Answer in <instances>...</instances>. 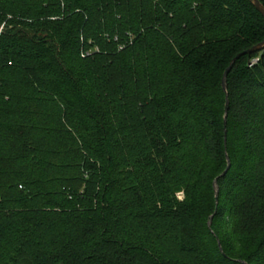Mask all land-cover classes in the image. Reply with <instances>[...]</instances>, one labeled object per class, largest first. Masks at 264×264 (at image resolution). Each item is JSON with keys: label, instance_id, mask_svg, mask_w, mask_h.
<instances>
[{"label": "trees", "instance_id": "16d2710c", "mask_svg": "<svg viewBox=\"0 0 264 264\" xmlns=\"http://www.w3.org/2000/svg\"><path fill=\"white\" fill-rule=\"evenodd\" d=\"M262 41L252 0H0V264H264V49L222 83Z\"/></svg>", "mask_w": 264, "mask_h": 264}, {"label": "rangeland", "instance_id": "374dc122", "mask_svg": "<svg viewBox=\"0 0 264 264\" xmlns=\"http://www.w3.org/2000/svg\"><path fill=\"white\" fill-rule=\"evenodd\" d=\"M94 48H98V47H94ZM90 51L92 52V50H90ZM127 74H129L128 71L123 70L122 68L118 69V71H116V76H117L116 79L119 80V78L121 76H123V75L127 76ZM9 89L13 90L14 93L17 94V95L20 94V88H18L17 86L16 87H10ZM23 106H25V104L24 105L20 104V107H23ZM28 107H29V109L31 108L32 110L38 111L37 108L39 107V105H37L36 103H33V104H31V106L29 104ZM43 110L44 109L42 108V112H43ZM39 118L38 117L33 118L32 123H30L29 126H34L35 127V131H32L30 129L29 130L30 134H27V135H33L34 133H36L37 136L40 139H42V141H46V140L48 141L49 140L48 138L51 137V135H53V134H55L56 138H58V133H54L53 131H50V129H45L46 127L43 128V126L45 125V122H43L41 120L42 116H41L40 119ZM38 119H39V121H38ZM46 132H48V135L46 134ZM17 136L19 137V141H21V142H22V139H26V138H24L23 134L22 135L19 134ZM68 139L69 138L66 137V136H62L61 137V134H60V140H61L62 143H66V140H68ZM66 144L69 145V143H66ZM78 146L81 148L80 144L74 146V150L76 152V155H78V153H79L78 149H77ZM47 149H51V148L44 147V150H47ZM81 155H82V159L78 160V161L75 160L74 153H68L65 156H63L62 154L61 155H56L55 158H52L55 161L56 165L53 168H51V169L53 171L59 170L62 175L68 174V176L71 178L72 176L77 174L74 165L77 162H80L81 168L85 172V178L86 179H91V174H89L88 171H87V166H88L87 163L92 164L94 161L92 159H89V157H88V155L86 153L83 154V151H81ZM59 165H63L65 167L61 168V166H59ZM18 166H19V168H25V163L24 164H19ZM19 168H18V171L20 170ZM21 183L25 184L24 182H21ZM26 186H27V189H26V187L22 189L20 186H18V188L14 189V190L18 194H20L21 196L32 195L33 194V190L31 189L30 186H28V184ZM178 197H179V199H183V194L180 193L178 195ZM5 202H6L5 200H0V208H1L0 210H1V212L3 214H5V216L3 217L4 220L10 221L14 216H16V214H15V211L11 209L13 207L12 204H6ZM3 207H6V208L3 209ZM16 217H18V216H16ZM18 246L22 247V249H21L22 251H25V252L28 251V248H29L28 243L18 244ZM33 254L34 253L31 254L32 258H26L25 257L24 260L22 261V263L23 264H37L36 256H35V254L34 255Z\"/></svg>", "mask_w": 264, "mask_h": 264}, {"label": "water", "instance_id": "95a60500", "mask_svg": "<svg viewBox=\"0 0 264 264\" xmlns=\"http://www.w3.org/2000/svg\"><path fill=\"white\" fill-rule=\"evenodd\" d=\"M253 1V4L254 6L256 7V9L264 16V5L261 3L260 0H252ZM264 49V41L260 42L259 44L253 46L252 48L238 54L233 60L232 62L230 63L229 67L227 68V70L225 71L224 75H223V80H222V83H223V88L224 90L226 91L227 90V77L230 73V71L232 70L236 60L242 55V54H251V53H254V52H258V51H261ZM229 110V101L227 100V103H226V113L228 112ZM226 124V122H225ZM230 167V164L228 166V168L224 171L223 175H225L228 171ZM215 187H216V190L218 192V186H217V183L215 184Z\"/></svg>", "mask_w": 264, "mask_h": 264}, {"label": "built area", "instance_id": "2783aa9c", "mask_svg": "<svg viewBox=\"0 0 264 264\" xmlns=\"http://www.w3.org/2000/svg\"><path fill=\"white\" fill-rule=\"evenodd\" d=\"M258 61H259V58L254 59V60L252 61V65L255 64V63H257Z\"/></svg>", "mask_w": 264, "mask_h": 264}]
</instances>
